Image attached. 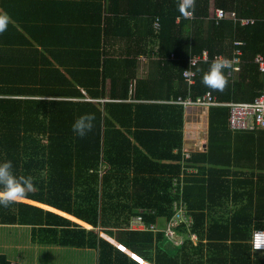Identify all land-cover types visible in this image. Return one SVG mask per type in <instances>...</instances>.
Instances as JSON below:
<instances>
[{
  "label": "trees",
  "instance_id": "1",
  "mask_svg": "<svg viewBox=\"0 0 264 264\" xmlns=\"http://www.w3.org/2000/svg\"><path fill=\"white\" fill-rule=\"evenodd\" d=\"M217 8L254 23H215ZM0 12L10 17L0 32V161L33 179L23 198L0 205V225L30 226L33 244L96 250V264H264L250 244L264 230V138L233 132L228 107H210L207 151L187 159L184 110L171 103L259 95L253 59L264 55V0H0ZM235 41L244 43L237 78L224 69L223 90L204 85L210 62L231 58ZM204 51L189 87L182 71ZM140 55L150 59L145 78ZM84 113L95 118L79 137L71 125ZM223 135L252 139L250 149L219 142ZM220 146L251 166L241 181L200 173ZM195 167L198 175L185 173ZM181 202L175 245L164 229ZM221 208L224 218H212ZM138 216L145 228L131 229ZM0 264L14 263L0 254Z\"/></svg>",
  "mask_w": 264,
  "mask_h": 264
},
{
  "label": "crops",
  "instance_id": "2",
  "mask_svg": "<svg viewBox=\"0 0 264 264\" xmlns=\"http://www.w3.org/2000/svg\"><path fill=\"white\" fill-rule=\"evenodd\" d=\"M122 8L124 9L125 7ZM57 11L60 16L63 17L61 15V12L59 10ZM60 16H58V18H60ZM137 50L138 49H135V51ZM149 60L150 59L144 57V55H140L137 58L136 72L140 78L147 77V74L149 72ZM239 66L241 67V59ZM239 71L233 72L230 76H228V69H226V76L232 79H236ZM232 102L234 103L240 101L231 99L228 103ZM219 103L220 104L217 106L223 105L225 107H228L226 105L227 103ZM209 108L210 107L183 108V149L191 151L192 153H205V151H207ZM257 131V134H255L256 138L263 139L264 129H258ZM231 136L233 137L234 133ZM232 137L223 135L219 139V142L230 143L232 145V148L234 149H238L241 147L245 149V151H248V149H250L249 146H251L252 139L244 140V143L241 144L239 143V141H242V139L232 140ZM221 147L222 146L216 147L217 149L213 152L211 157H209L211 158L212 165L205 163L202 164L203 170H201V172L197 167L193 168L195 170V175H198V173L200 172L204 175L203 177L206 178V175L209 174L208 172H211V179L215 180V182H218V184H221V181L223 180L225 182L227 180L232 181L233 179L241 181V179L243 178L241 174L250 172L251 166L244 160L235 163L233 161V151L230 152ZM239 190L241 189H237V191ZM217 203L219 204L218 199H216L215 201V204ZM228 205L230 206L232 205V203L229 202ZM212 215H214V217L212 218H222L225 215L224 208L216 210ZM30 234V226L0 225V254L6 255L7 259L12 263L14 262V264H57L56 257L57 259H59L60 255L63 254H67L65 256V262L62 261L60 264H96V250L78 249L75 247L57 246L52 244H33L30 241ZM252 253L264 255V252L262 251L252 250ZM52 258H54V262H52Z\"/></svg>",
  "mask_w": 264,
  "mask_h": 264
},
{
  "label": "built area",
  "instance_id": "3",
  "mask_svg": "<svg viewBox=\"0 0 264 264\" xmlns=\"http://www.w3.org/2000/svg\"><path fill=\"white\" fill-rule=\"evenodd\" d=\"M187 15L190 17L191 13H188ZM212 18L215 20V23H218L220 20L223 19L235 20L237 22H240L241 26L254 23L253 19H238L235 16V13L225 12L224 10L219 8L214 10ZM154 25L155 28H158L159 26L158 22H155ZM233 45L235 46V50L233 51V56L229 59L230 67L225 68L228 69V76H230L233 72L240 70L239 64L242 52L237 47L244 45V43L240 41H235ZM207 59L208 57L205 51L201 55H195L190 57L188 61V67L182 71V77L184 78L185 82L189 87L194 82V78L196 76L195 68L197 67L198 63L206 61ZM253 62L257 65L261 79V88L259 90V95L252 102H232L226 104L229 108L228 126L233 131H255L257 129H264V56L262 54H257L254 57ZM171 103L179 104L183 108L211 107L220 104L211 92H206L201 96H197L196 98H192L190 95H187L186 97L179 96L176 100L171 101ZM182 154L183 157L188 159L190 151L183 149ZM185 173L195 174V170L192 168H186ZM183 176L184 174L182 173L180 179L175 178L173 180V186L175 188L178 183H180L181 186L183 185ZM180 204L181 207L178 208V212H176V204L174 205V216L169 222H167L164 229L165 235L170 240H172L175 245L182 243L180 236L175 231V226L177 222L183 219L182 214L184 210V205L182 202ZM144 228L145 227L140 216L136 217L131 222V229L140 230ZM191 239L192 241L197 240L195 234H191ZM250 244L253 251L264 252V230H255L252 233Z\"/></svg>",
  "mask_w": 264,
  "mask_h": 264
},
{
  "label": "clouds",
  "instance_id": "4",
  "mask_svg": "<svg viewBox=\"0 0 264 264\" xmlns=\"http://www.w3.org/2000/svg\"><path fill=\"white\" fill-rule=\"evenodd\" d=\"M10 17L7 12H0V32L8 27ZM230 67L226 57H216L201 77V82L211 89L223 90L227 84L224 69ZM93 113H84L77 117L71 125L72 131L79 137L85 136L93 127ZM33 188L31 176H18L13 171L11 160L0 161V205H8L23 198Z\"/></svg>",
  "mask_w": 264,
  "mask_h": 264
},
{
  "label": "rangeland",
  "instance_id": "5",
  "mask_svg": "<svg viewBox=\"0 0 264 264\" xmlns=\"http://www.w3.org/2000/svg\"><path fill=\"white\" fill-rule=\"evenodd\" d=\"M161 224H162V222H161ZM67 254H63V255H60V257H59V259H57V257H56V263L57 264H60L62 261H64L65 262V256H66ZM52 256H54V255H52ZM51 256V257H52ZM53 260H52V262H54V258H52ZM14 263V262H13Z\"/></svg>",
  "mask_w": 264,
  "mask_h": 264
}]
</instances>
